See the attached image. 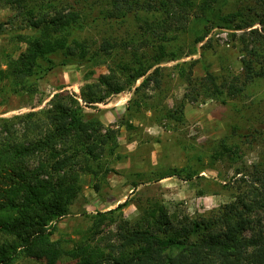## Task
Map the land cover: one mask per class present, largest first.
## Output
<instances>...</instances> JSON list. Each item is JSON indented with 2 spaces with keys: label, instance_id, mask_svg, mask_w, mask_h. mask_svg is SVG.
<instances>
[{
  "label": "trees",
  "instance_id": "trees-1",
  "mask_svg": "<svg viewBox=\"0 0 264 264\" xmlns=\"http://www.w3.org/2000/svg\"><path fill=\"white\" fill-rule=\"evenodd\" d=\"M253 2L223 15L214 7L218 0H113L106 15L123 19L129 13L143 11L161 17L154 29L163 27L162 32L167 33L168 19L188 10L196 11L205 23L215 21L213 26L245 30L242 73L237 77L218 83L207 72L197 81L189 69L191 63L179 66L178 75L185 81L187 92L167 117L181 122L185 104L200 93L236 98L255 79L264 77V0ZM0 6L13 12L10 25L28 31L17 34L25 47L0 69V86L8 84L15 93L31 92L35 82L55 67L56 58L66 64L81 62L87 56L85 43L72 38V32L81 28V15L66 7L63 0H0ZM149 24L143 21L151 28ZM210 27L207 24L205 30ZM155 33L160 34L161 43L153 57L135 50L133 66L108 67V73L97 81L83 84L78 95H53L49 108L40 115L29 113L0 120V234L8 238L0 244V264H12L19 256L43 264H59L64 256L72 260L69 264H264L262 164L253 165L250 175L245 174L244 191L207 217L172 218L162 204L154 202L130 222L123 217L122 210L128 205L124 201L111 210L97 212L91 228L71 249L65 250L60 240L51 239L55 223L69 215L70 206L81 192V174L110 171L101 159L116 146L117 132L104 128L97 119L86 118L84 108L105 103L140 78L144 77L141 86L150 80L157 83L158 68L145 76L153 65L148 61L158 64L172 53L164 44L166 34ZM202 39L198 37L197 42ZM101 52L110 55L112 45L103 41ZM221 103L225 104L226 99ZM12 120L23 124L20 134L11 127ZM238 154L235 147L222 143L216 155L238 158ZM167 177L192 179L189 170L172 168L158 173L156 181ZM107 223L115 224L114 232L104 234L109 228Z\"/></svg>",
  "mask_w": 264,
  "mask_h": 264
},
{
  "label": "rangeland",
  "instance_id": "rangeland-1",
  "mask_svg": "<svg viewBox=\"0 0 264 264\" xmlns=\"http://www.w3.org/2000/svg\"><path fill=\"white\" fill-rule=\"evenodd\" d=\"M112 1L63 0L66 7L78 10L81 15V28L72 32V38L85 43L87 56L81 62L66 64L56 58L55 67L38 79L28 93H15L8 84H2L0 120L29 113L40 115L49 108L53 95L60 92L78 95L83 84L97 81L108 73V67L133 66L135 50L147 57L154 56L156 46L161 43L160 34L154 32L163 33V27H154L161 17L137 11L123 19L109 18L106 14ZM253 1L218 0L214 7L224 15L243 9L245 3L253 4ZM13 15L8 7L0 6L3 30L0 69L25 47L16 36L28 31L9 24ZM144 20L152 27L143 25ZM168 21L170 31L163 33L167 36L164 44L172 54L158 64L150 59L148 64L153 65L145 75L158 68L157 83L150 80L141 86L144 77L140 78L130 89L110 96L105 103L84 108L86 118L97 119L104 128L117 132L116 146L101 159L110 171L105 173L96 168L97 174L82 173L81 192L70 206L69 215L55 223L51 239L60 240L65 250L71 249L91 228L97 212L111 210L124 201L128 205L122 210L123 217L130 222L154 202L162 204L172 218L207 217L244 191L245 174L250 175L253 165H264V77L255 79L241 95L232 99L200 93L194 101L185 104L181 122L167 117L187 92L185 81L178 75L183 62L192 64L189 69L197 81L207 72L218 83L242 73L245 30L229 31L213 26L215 21L205 23L196 11L188 10ZM207 24L211 27L206 31ZM200 36L203 39L197 42ZM105 40L112 45L110 55L101 52ZM223 98L225 104L221 103ZM10 124L17 133L23 131L20 120H12ZM222 143L235 147L239 157L217 156ZM172 168L189 170L192 179L167 177L156 181L158 173ZM107 225L109 228L104 229V234L115 231L114 223ZM7 240L0 234V244ZM71 262L64 256L59 264ZM12 264L43 262L19 256Z\"/></svg>",
  "mask_w": 264,
  "mask_h": 264
}]
</instances>
